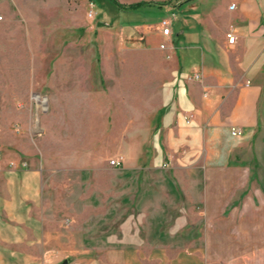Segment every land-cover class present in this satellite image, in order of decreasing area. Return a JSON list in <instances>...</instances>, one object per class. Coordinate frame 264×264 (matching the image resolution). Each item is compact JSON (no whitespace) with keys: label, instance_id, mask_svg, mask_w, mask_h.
<instances>
[{"label":"crops","instance_id":"obj_1","mask_svg":"<svg viewBox=\"0 0 264 264\" xmlns=\"http://www.w3.org/2000/svg\"><path fill=\"white\" fill-rule=\"evenodd\" d=\"M158 1L153 3L175 11L167 48L158 55H170L163 90L168 97L162 101L160 91L158 106L147 109L146 73L140 74L136 111L128 117V125H123L122 143L113 152L122 158L121 167L127 171L160 169L166 160L167 167L179 170L232 168L228 163L238 162L241 154L251 152L264 138V0ZM181 8L186 10L184 15L178 13ZM157 25L131 29H143L144 34L149 29L146 32L150 34L155 26L159 47L165 37ZM231 28L233 43L226 38ZM108 54L90 56L100 64V76L107 75ZM76 57L82 55L61 50L56 67L42 73L41 78L32 75L30 87L47 91L42 117L63 123V127L65 123L64 129L67 122L85 111L89 121L86 146L67 152L57 144L51 157L36 155L43 150L38 147L34 151L32 141L46 135L44 125L29 127L26 137L15 135L11 146L17 164L0 154V264H256L250 258L211 257L213 244L203 240L213 229L210 226L191 228V239L175 228H131L125 221L127 197H106L111 203L106 217L120 218L117 225H107L103 230L70 224L87 212L76 204L78 199L72 200L67 213L65 197H47L55 183L50 180L73 171L88 175L92 184L97 170L107 167L105 151L98 150L97 134L110 139L109 148L115 136L113 101L107 89L97 85L92 61L83 73L69 70L70 59ZM194 72L200 73L201 79L187 81L186 75ZM124 101L130 104V99ZM23 105L20 116L25 115L23 119L29 124L37 107L29 102ZM77 106L85 107L80 114L75 111ZM188 114L192 115L190 122H186ZM231 126L243 134L232 136ZM60 139V144L67 140ZM89 202V217H96L97 197H90ZM216 230L225 233L223 228ZM161 232L174 236L163 240L156 236ZM102 234L105 236H99ZM217 246L223 250L226 245Z\"/></svg>","mask_w":264,"mask_h":264},{"label":"rangeland","instance_id":"obj_2","mask_svg":"<svg viewBox=\"0 0 264 264\" xmlns=\"http://www.w3.org/2000/svg\"><path fill=\"white\" fill-rule=\"evenodd\" d=\"M117 1L125 6L137 2L143 4L125 8L113 0H0L1 157L17 164L11 146L15 135L26 137L29 127L44 128V125L48 128L46 135L32 141L34 151L38 147L43 150V154L36 155L51 157L57 144L67 152H76L78 146H86L89 121L82 111L85 107H75L82 115L71 121L72 130L69 122L66 123L68 128L64 129L65 123L63 127V123L42 117L47 91L40 86L30 87L32 75L34 79L41 78L42 73L47 74L56 67L61 50L82 55L70 59L72 63L67 66L71 72L83 73L89 61L93 62L97 85L106 88L113 101L115 136L113 146L109 148L110 139L97 134L98 150L99 153L105 151L103 161L107 167L97 170L92 176V184L88 175L80 176L73 171L50 180L55 183L50 185L47 197H65L67 213L72 200L78 199L76 204L87 212L85 216L75 217L70 224L97 226L103 230L107 225H117L120 218L106 217L108 207L111 208L106 197H127L129 206L125 221L131 228H175L174 231L181 232L184 238L191 239V228L210 226L213 229L203 240L213 244L210 246L211 257H243L264 264V138L251 152L241 154L238 162L228 163L232 168L179 170L167 167L166 160L160 169L127 171L110 164L111 159L118 157L113 150L122 143L121 129L125 123L128 125V117H133L132 111H136L139 97L136 87H140L142 78L139 75L146 73L147 109L158 106L160 91L162 101L168 97L163 90L167 86L165 78L168 77L170 55L165 53L158 57L162 49L158 47L157 28H151L150 34L146 32L149 29L144 34L143 29L131 28L155 25L175 13L153 3L154 0ZM147 1L150 3L144 4ZM185 8L178 13L184 15ZM140 34L142 38H139ZM101 52L110 53L105 76H100V64L90 58ZM155 66H159L158 70H154ZM125 99H130V104ZM26 102L37 107L29 124L23 119L25 115L20 116ZM63 137L67 140L60 144ZM58 182L61 185L58 186ZM90 197H97V216L92 218L89 217ZM216 228L225 229V233H218ZM156 236L172 240L174 235L161 232ZM218 243H225V249H219Z\"/></svg>","mask_w":264,"mask_h":264},{"label":"built area","instance_id":"obj_3","mask_svg":"<svg viewBox=\"0 0 264 264\" xmlns=\"http://www.w3.org/2000/svg\"><path fill=\"white\" fill-rule=\"evenodd\" d=\"M233 7H234V4H232L230 6V8H233ZM89 15L92 16V11L89 12ZM172 18H173L172 16H168L166 18L161 19L158 22L157 27H158L161 35L163 37H165V40H163L159 44V48H161V49H166L167 48V39H169V36L171 34ZM226 38H227V41L229 43H233L234 42L235 34H234V31H233L232 28L229 29L226 32ZM186 79H188V80H200L201 79V74L194 72V73L186 75ZM191 118H192V115L188 114L186 122H190ZM230 133H231L232 136H235V137H240L243 134L242 130L240 128H238V127H235V126H231L230 127ZM122 163H123V161H122L121 157H115V158L110 160V164L112 166H114V167H120L122 165Z\"/></svg>","mask_w":264,"mask_h":264},{"label":"trees","instance_id":"obj_4","mask_svg":"<svg viewBox=\"0 0 264 264\" xmlns=\"http://www.w3.org/2000/svg\"><path fill=\"white\" fill-rule=\"evenodd\" d=\"M113 1L116 2L119 5V7H125V8H132V7H136L138 5L143 4V2H137V3H133V4H129V5L125 6V5H122L121 3H119L117 0H113ZM145 3H148V2H144V4Z\"/></svg>","mask_w":264,"mask_h":264}]
</instances>
